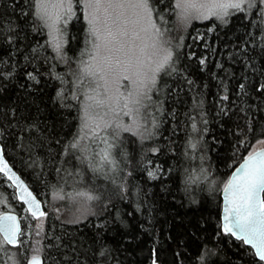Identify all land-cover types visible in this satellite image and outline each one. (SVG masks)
Wrapping results in <instances>:
<instances>
[{
  "label": "trees",
  "instance_id": "1",
  "mask_svg": "<svg viewBox=\"0 0 264 264\" xmlns=\"http://www.w3.org/2000/svg\"><path fill=\"white\" fill-rule=\"evenodd\" d=\"M150 3L173 55L149 96V128L141 136L110 135L102 151L87 148L84 157V83L77 75L91 48L87 21L74 7L60 58L42 24L21 15L27 0H0V21L14 29L8 40L0 37V142L43 203V264H264L220 221L225 182L264 138L259 16L252 9L248 19L237 13L227 23L211 17L179 29L174 0ZM104 150L111 163L101 159ZM78 194L88 195L90 212L68 219L83 198ZM55 195L58 214L46 205ZM5 209L19 214L25 243L4 245L0 264H27L36 218L0 174Z\"/></svg>",
  "mask_w": 264,
  "mask_h": 264
},
{
  "label": "rangeland",
  "instance_id": "2",
  "mask_svg": "<svg viewBox=\"0 0 264 264\" xmlns=\"http://www.w3.org/2000/svg\"><path fill=\"white\" fill-rule=\"evenodd\" d=\"M129 2L130 0H111L110 5L109 0H102L98 8L95 5L89 6L88 0H72L71 2L72 13L73 8L76 7L81 11L86 21L93 17L96 18V27L102 35L98 50L93 48L95 40L91 37L90 52L86 60L78 68V81H83L84 83L81 96V144L83 145L82 152L84 157L87 155V148L102 151V147L106 144L104 141L110 135L119 134L124 131L141 136L143 131L149 128L150 122L146 116L145 109L148 106L149 96L155 85L149 82L151 76L149 69H156L163 59L164 50H170V37L160 27L164 32V36L161 38V41L164 43L162 48L154 49L152 43L157 37L151 28L148 18L143 16L138 9L130 7ZM121 4L123 5L122 7L120 6ZM67 6L66 0L65 7ZM59 11L63 12L64 9H60ZM175 12L176 27L179 29H184L192 21L198 20L181 21L179 10H175ZM152 20L154 21L153 15ZM63 25L61 23L59 26L61 28L60 32L52 33L51 35L50 29L42 25L51 49L60 58H62L63 45L61 53L58 54L53 47L52 36L54 35L61 41H64L62 36ZM157 27L159 26L157 25ZM109 31L113 33L114 38L107 37ZM105 37L107 38L105 39ZM157 43H160V41H157ZM137 58L144 65L140 71L142 73L146 72L147 77L136 75ZM87 66H91V71L96 73L95 76L85 73L84 69ZM159 72L156 73V79ZM101 76H104L103 80L100 79ZM124 77H128V79ZM105 80L107 81V87L104 86ZM140 80L144 81V84L139 87V91L143 94L138 96V83H133V81L139 82ZM129 93L132 95L129 96ZM89 97H92V99H89ZM134 100H139V103H134ZM106 124L112 125V127L105 128ZM117 124L120 125L119 128L115 127ZM93 132H95V135H93ZM262 147H264V138L255 141L249 153ZM87 196L86 194L79 196V198H83L80 199L77 207H74L75 209L69 212L68 216L66 215L68 219L73 220L78 215H83L84 212H90L86 200ZM59 200L58 196H51L48 202H46L48 210L55 211L58 214L61 211V207L58 204ZM63 209H66V207ZM45 214L46 212L44 211V216L36 218L33 222L32 230L30 231L32 240L30 257L41 255L42 253L41 236ZM33 249H39V252H35Z\"/></svg>",
  "mask_w": 264,
  "mask_h": 264
},
{
  "label": "snow or ice",
  "instance_id": "3",
  "mask_svg": "<svg viewBox=\"0 0 264 264\" xmlns=\"http://www.w3.org/2000/svg\"><path fill=\"white\" fill-rule=\"evenodd\" d=\"M65 2L66 0H27V10L22 11L21 15L25 17L31 16L34 24L37 22L42 23L43 27L50 29L51 35L52 33L60 32L61 28L59 26L61 23L66 25L68 19L71 18L72 0H67V7H65ZM101 2L102 0H88L89 6L95 5L97 8ZM109 4L111 5V0H109ZM120 6L122 7L123 5L121 4ZM129 6L138 9L143 16L148 18L151 28L157 37V39L153 41L152 47L154 49L162 48L164 42L161 41V38L164 36V32L160 27H157L156 23L152 20L154 9L151 6L150 0H130ZM60 9H64V11L61 12L59 11ZM252 9L256 10L254 15L258 14L259 16L260 32H264V0H175L174 5V10H179V18L181 21L190 19L208 20L211 17H215L227 23L226 18L237 13L245 14L243 18L248 19L246 10L251 11ZM158 19L161 24H166L162 13H158ZM95 21L96 18L93 17L88 19L87 23L89 25V35L95 40L93 48L98 50L100 48L99 41L102 35L96 27ZM250 24L253 27L258 26L255 19L251 20ZM5 25H11V21H0V37L8 40L14 29L8 27L6 30ZM107 37L114 38L113 33L109 31ZM107 37H105V39ZM157 41H160V43H157ZM52 43L55 51L59 54L62 51L63 43H66V41H61L53 35ZM35 51L36 49L34 48L33 52ZM164 51L165 54L163 55V59L156 69H149V71H151L149 82L153 85L156 82V73L164 69L172 60V51ZM201 63H203V61H201ZM143 67V63L137 58V76L144 75L147 77L146 72L142 73L140 71ZM84 71L87 75H96L95 72L91 71V66H87ZM124 78L128 79V77ZM100 79L103 80L104 76H101ZM133 83H138L137 95H142L143 93L139 91V87L144 84V81H133ZM104 86L107 87L106 80ZM243 87L244 85L241 84L240 88L243 89ZM131 95L132 94L129 93V96ZM224 98L227 99V97ZM89 99H92V97H89ZM133 102L139 103V100H134ZM108 127H112V125L106 124L105 128ZM115 127L119 128L120 125L117 124ZM192 127L195 129L196 125L193 124ZM2 131L3 129H0V132ZM93 135H95V132H93ZM104 142L107 143L106 140ZM69 147L71 149H76L78 145L77 143H72ZM2 153L3 149L0 148V161H2ZM101 159L109 161V163L112 162L109 160V153L107 150H104ZM0 173H11V169L6 162L0 163ZM148 175L155 178L152 172H149ZM8 179L17 183V186L31 197V193L27 191L23 182L19 181L15 173H11ZM224 192L226 194L227 207L225 208L223 231L236 237L242 244L252 245L255 249V256H257L260 261H264V152L253 153L245 158L244 162L239 165L231 179H229L225 185ZM91 198L92 197H89V199ZM21 199L23 200V196ZM26 202L30 207L25 209V211L31 212L32 217H36L37 211L33 209H38V202L35 201L34 197ZM39 215L43 216L44 213L40 212ZM0 235L3 237V239L0 240V251H3L4 245H22L25 243V241L18 240V237L22 236L23 232L15 215H0ZM37 235H39V233H37ZM33 251L39 252V249H33ZM27 264H42L41 257L39 255H33L27 260Z\"/></svg>",
  "mask_w": 264,
  "mask_h": 264
},
{
  "label": "water",
  "instance_id": "4",
  "mask_svg": "<svg viewBox=\"0 0 264 264\" xmlns=\"http://www.w3.org/2000/svg\"><path fill=\"white\" fill-rule=\"evenodd\" d=\"M0 148L3 149L2 147V144L0 142ZM257 152H264V147L262 148H259L255 151H252L250 153H248L235 167L234 169L232 170V172L230 173L227 181L225 182V185L227 184V182L229 181V179H231L233 173L235 172V170L239 167L240 164H242L244 162V159L247 158L250 154H253V153H257ZM2 162H6L8 167L11 169V173H15V176L19 178V181L23 182V185L27 188V191L31 193V197H29L21 188H19L17 186V183H14L13 180H10L8 179V176L11 174V173H0L2 174L8 181L9 183L13 186L14 188V191H15V195L17 197V199L19 200V202H21L24 207L27 209L30 207V205L26 202L28 200H30L32 197L35 198V201L38 202V209L37 208H34L33 210L34 211H37V216L34 217V218H40L42 216L39 215L40 212H43L44 213V208H43V203L42 201L40 200V198L33 192V190L31 189V187L28 185V183L25 181V179L14 169V167L9 163V161L7 160L5 154H4V150H3V153H2V161H0V163ZM224 185V187H225ZM224 187L222 188L221 190V211H220V221H221V227H222V230H223V225L225 223V220H224V217H225V208L227 207V202H226V194L224 192ZM23 196V200L21 199V197ZM31 214V212H29ZM3 214H11V215H15L17 217V222L20 224V228L22 230V224H21V219H20V216L17 212L13 211V210H9V209H5V210H1L0 211V215H3ZM229 234V233H228ZM231 235V234H230ZM232 236V235H231ZM2 237V235H1ZM233 238L236 239V237L232 236ZM3 238V237H2ZM18 240H19V237H18ZM9 246H12V247H15L17 245H9ZM246 246H249L252 251L254 252L255 254V249L252 247V245H246ZM41 257V260H42V264H43V258L41 255H39ZM31 258V257H30ZM29 258V259H30ZM257 259H259L257 256H256ZM159 264L158 262H156L155 260H153V264ZM264 262V261H262Z\"/></svg>",
  "mask_w": 264,
  "mask_h": 264
},
{
  "label": "bare ground",
  "instance_id": "5",
  "mask_svg": "<svg viewBox=\"0 0 264 264\" xmlns=\"http://www.w3.org/2000/svg\"><path fill=\"white\" fill-rule=\"evenodd\" d=\"M12 186V185H11ZM13 187V186H12ZM14 189V188H13ZM15 192V191H14ZM157 262V261H156Z\"/></svg>",
  "mask_w": 264,
  "mask_h": 264
}]
</instances>
